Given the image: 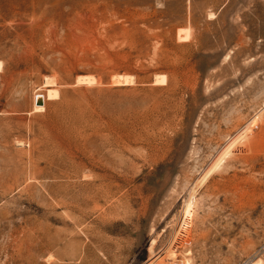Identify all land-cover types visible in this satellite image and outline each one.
<instances>
[{"label":"rangeland","instance_id":"374dc122","mask_svg":"<svg viewBox=\"0 0 264 264\" xmlns=\"http://www.w3.org/2000/svg\"><path fill=\"white\" fill-rule=\"evenodd\" d=\"M175 257L264 264V0H0V264Z\"/></svg>","mask_w":264,"mask_h":264},{"label":"bare ground","instance_id":"6f19581e","mask_svg":"<svg viewBox=\"0 0 264 264\" xmlns=\"http://www.w3.org/2000/svg\"><path fill=\"white\" fill-rule=\"evenodd\" d=\"M119 76H121V75H119ZM130 77V75H124L122 78L124 79V81H125V83H127V81H128V78ZM121 78V79H122ZM158 78V80H160V81H163L164 82V80H166V78H165V75H159V77H157ZM92 78L91 77H88V76H84V77H81V78H79V80L80 81H90ZM117 80V79H116ZM118 81V80H117ZM45 82H47V81H45ZM49 82V81H48ZM47 82V83H48ZM119 82V81H118ZM156 83V82H155ZM59 94H58V91H57V89L56 88H53V87H48L47 89H46V91L44 92V93H41V94H36L35 96H34V98H35V102H34V110H37V109H43V108H41V107H43L42 105H43V102H44V100L45 99H53V98H57V96H58ZM255 119H253L252 121H254ZM251 121V122H252ZM236 143V142H235ZM192 200V199H191ZM191 200H190V198L188 199V200H186L185 202H184V206H183V210H182V216H181V219H180V223H179V226L181 227V228H189L188 226H190L189 225V223H190V221H191V216H192V211H193V208H192V203L193 202H191ZM191 224V223H190ZM170 253V252H169ZM189 258H186L183 262V264H189L190 262H189V260H188ZM157 261H159V260H157ZM161 261V260H160Z\"/></svg>","mask_w":264,"mask_h":264},{"label":"built area","instance_id":"2783aa9c","mask_svg":"<svg viewBox=\"0 0 264 264\" xmlns=\"http://www.w3.org/2000/svg\"><path fill=\"white\" fill-rule=\"evenodd\" d=\"M157 264H183V260L180 257H175L173 260L171 261H159L157 262Z\"/></svg>","mask_w":264,"mask_h":264}]
</instances>
